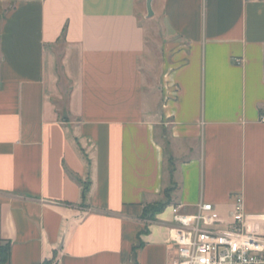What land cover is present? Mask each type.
<instances>
[{"label":"crops","instance_id":"crops-1","mask_svg":"<svg viewBox=\"0 0 264 264\" xmlns=\"http://www.w3.org/2000/svg\"><path fill=\"white\" fill-rule=\"evenodd\" d=\"M150 1L0 0L5 264H173V206L264 216V0Z\"/></svg>","mask_w":264,"mask_h":264},{"label":"built area","instance_id":"built-area-1","mask_svg":"<svg viewBox=\"0 0 264 264\" xmlns=\"http://www.w3.org/2000/svg\"><path fill=\"white\" fill-rule=\"evenodd\" d=\"M172 211L173 264H264V216L247 213L241 195L235 196L230 220L209 202L199 203L192 213L180 206ZM51 264H61V259Z\"/></svg>","mask_w":264,"mask_h":264},{"label":"trees","instance_id":"trees-1","mask_svg":"<svg viewBox=\"0 0 264 264\" xmlns=\"http://www.w3.org/2000/svg\"><path fill=\"white\" fill-rule=\"evenodd\" d=\"M175 186L176 185L173 184V187H167L164 190L165 199L163 200V202H159L151 208V216L155 215L158 212H161L168 204H170L171 192L174 190ZM85 191L86 187H84L83 196H85ZM146 212H148V210H146ZM9 255L10 244H8L7 246H0V264L6 263L9 259ZM45 264H51V262H47Z\"/></svg>","mask_w":264,"mask_h":264},{"label":"water","instance_id":"water-1","mask_svg":"<svg viewBox=\"0 0 264 264\" xmlns=\"http://www.w3.org/2000/svg\"><path fill=\"white\" fill-rule=\"evenodd\" d=\"M148 9H149V14L152 15V8H151V1L149 0L148 2Z\"/></svg>","mask_w":264,"mask_h":264},{"label":"rangeland","instance_id":"rangeland-1","mask_svg":"<svg viewBox=\"0 0 264 264\" xmlns=\"http://www.w3.org/2000/svg\"><path fill=\"white\" fill-rule=\"evenodd\" d=\"M170 187H173V186L170 185ZM224 215L229 216V213L226 212V213H224ZM4 264H5V263H4Z\"/></svg>","mask_w":264,"mask_h":264}]
</instances>
